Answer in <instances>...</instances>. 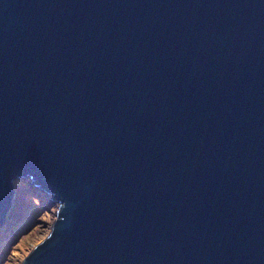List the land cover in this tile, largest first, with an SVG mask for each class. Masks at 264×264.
I'll return each mask as SVG.
<instances>
[{
	"label": "water",
	"instance_id": "1",
	"mask_svg": "<svg viewBox=\"0 0 264 264\" xmlns=\"http://www.w3.org/2000/svg\"><path fill=\"white\" fill-rule=\"evenodd\" d=\"M19 180L22 264H264V0H0V228Z\"/></svg>",
	"mask_w": 264,
	"mask_h": 264
},
{
	"label": "rangeland",
	"instance_id": "2",
	"mask_svg": "<svg viewBox=\"0 0 264 264\" xmlns=\"http://www.w3.org/2000/svg\"><path fill=\"white\" fill-rule=\"evenodd\" d=\"M15 186L13 216L0 228V264H22L30 251L49 234L60 206L51 203L50 195L43 199L42 191L28 182L19 180ZM41 204L43 208H39Z\"/></svg>",
	"mask_w": 264,
	"mask_h": 264
},
{
	"label": "bare ground",
	"instance_id": "3",
	"mask_svg": "<svg viewBox=\"0 0 264 264\" xmlns=\"http://www.w3.org/2000/svg\"><path fill=\"white\" fill-rule=\"evenodd\" d=\"M29 184V183H28ZM30 185V184H29ZM17 196V195H16ZM48 196V194L47 193H45V191H42V197H43V199H45L46 197ZM52 204L54 203L55 205L57 204V203H55V202H51ZM53 204V205H54Z\"/></svg>",
	"mask_w": 264,
	"mask_h": 264
},
{
	"label": "clouds",
	"instance_id": "4",
	"mask_svg": "<svg viewBox=\"0 0 264 264\" xmlns=\"http://www.w3.org/2000/svg\"><path fill=\"white\" fill-rule=\"evenodd\" d=\"M13 207H14V205H13ZM11 213H13V210L11 211ZM12 216H13V215H12ZM11 218H12V217H11ZM11 218H10V219H11ZM10 219H9V221H10ZM9 221H8V222H9ZM8 222H7V223H8ZM7 223H6V224H7Z\"/></svg>",
	"mask_w": 264,
	"mask_h": 264
},
{
	"label": "trees",
	"instance_id": "5",
	"mask_svg": "<svg viewBox=\"0 0 264 264\" xmlns=\"http://www.w3.org/2000/svg\"><path fill=\"white\" fill-rule=\"evenodd\" d=\"M39 208H43V205L41 204Z\"/></svg>",
	"mask_w": 264,
	"mask_h": 264
}]
</instances>
